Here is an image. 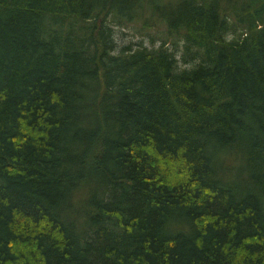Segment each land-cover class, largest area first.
Returning a JSON list of instances; mask_svg holds the SVG:
<instances>
[{"label": "trees", "instance_id": "obj_1", "mask_svg": "<svg viewBox=\"0 0 264 264\" xmlns=\"http://www.w3.org/2000/svg\"><path fill=\"white\" fill-rule=\"evenodd\" d=\"M0 264H264V0H0Z\"/></svg>", "mask_w": 264, "mask_h": 264}, {"label": "rangeland", "instance_id": "obj_2", "mask_svg": "<svg viewBox=\"0 0 264 264\" xmlns=\"http://www.w3.org/2000/svg\"><path fill=\"white\" fill-rule=\"evenodd\" d=\"M147 16L148 11H145L143 14L123 25H119V22L109 20L111 24L110 37L115 50L118 51L122 45L135 47L139 44H145L148 47H158L163 40H166L165 45L170 50H173L178 57V65L182 66V61L179 59L181 47L179 37L176 35H167L165 23L155 16L150 18L149 25H145L144 20ZM233 34L232 31L227 33L228 36H232ZM237 164L238 159L235 155H226L218 170L220 172L233 171Z\"/></svg>", "mask_w": 264, "mask_h": 264}]
</instances>
